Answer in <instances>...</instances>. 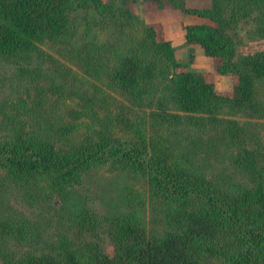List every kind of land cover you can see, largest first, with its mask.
I'll return each mask as SVG.
<instances>
[{
	"label": "rangeland",
	"instance_id": "obj_1",
	"mask_svg": "<svg viewBox=\"0 0 264 264\" xmlns=\"http://www.w3.org/2000/svg\"><path fill=\"white\" fill-rule=\"evenodd\" d=\"M109 2L112 6L74 4L62 35L36 40L30 50L0 52V139L22 133L51 140L59 148L134 145L162 167L209 181L217 193L230 195L253 186L239 160L249 149L264 166V80L258 82L256 111L213 100L188 112L176 101L167 76L149 81L139 102L117 84L114 70L144 38L145 28L154 26L160 38L172 41L187 70L230 95L236 76L223 71V57H210L201 46L188 43L184 26L213 25L230 38L236 59L264 49V14L247 0ZM184 6L214 11L225 19L191 15ZM64 189L62 194L31 196L26 186L0 169V264H21L26 254L49 252L66 236L80 244L100 243L115 256L135 239L120 243L111 234L113 218L136 223L140 241L169 227L168 200L150 171L121 155L104 156ZM91 214L94 220L86 225L93 229L82 218ZM207 264L227 261L212 257Z\"/></svg>",
	"mask_w": 264,
	"mask_h": 264
},
{
	"label": "trees",
	"instance_id": "obj_2",
	"mask_svg": "<svg viewBox=\"0 0 264 264\" xmlns=\"http://www.w3.org/2000/svg\"><path fill=\"white\" fill-rule=\"evenodd\" d=\"M109 1L0 0V52L30 50L36 40L62 35L69 28V12L74 4L112 6ZM247 2L264 14V0ZM183 8L191 15L225 19L214 11ZM184 35L188 43L201 46L206 55L224 58L223 71L237 78L232 94L219 93L204 75L187 70L185 63L177 58L172 41L160 38L154 26L145 28L144 38L114 70L117 84L141 102L148 82L163 75L169 78L176 101L185 111H199L213 100L256 111L258 82L264 80V49L232 59L230 38L206 22L185 25ZM109 155H121L150 171L154 185L168 200L169 227L158 236L140 241L136 223L113 218L115 229L111 234L120 243L135 239L123 245L115 256L104 251L100 243L89 241L83 245L66 236L49 252L26 254L21 264H207L208 259L219 256L227 264H264V166L252 150L245 149L239 162L248 170L254 185L225 195L217 193L207 180H191L158 165L134 145L114 143L109 147H88L82 143L59 148L51 140L22 133L0 139V169L6 170L7 177L26 186L31 196L62 194L66 186L80 181L84 170ZM82 218L86 227L93 222L94 215Z\"/></svg>",
	"mask_w": 264,
	"mask_h": 264
}]
</instances>
